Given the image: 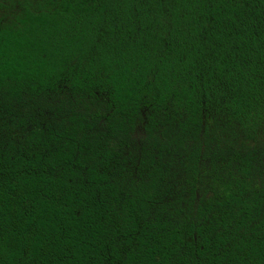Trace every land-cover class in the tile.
<instances>
[{"label":"trees","instance_id":"trees-1","mask_svg":"<svg viewBox=\"0 0 264 264\" xmlns=\"http://www.w3.org/2000/svg\"><path fill=\"white\" fill-rule=\"evenodd\" d=\"M0 264H264V0H0Z\"/></svg>","mask_w":264,"mask_h":264}]
</instances>
